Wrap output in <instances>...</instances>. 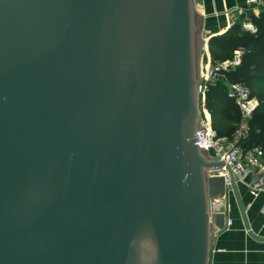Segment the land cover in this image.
Segmentation results:
<instances>
[{
  "label": "water",
  "instance_id": "water-1",
  "mask_svg": "<svg viewBox=\"0 0 264 264\" xmlns=\"http://www.w3.org/2000/svg\"><path fill=\"white\" fill-rule=\"evenodd\" d=\"M201 23L193 0H0V264H208Z\"/></svg>",
  "mask_w": 264,
  "mask_h": 264
},
{
  "label": "trees",
  "instance_id": "trees-1",
  "mask_svg": "<svg viewBox=\"0 0 264 264\" xmlns=\"http://www.w3.org/2000/svg\"><path fill=\"white\" fill-rule=\"evenodd\" d=\"M239 16L227 29L209 35L206 49L211 55L210 62L228 59L236 48H242L241 61L232 70L224 71L230 78L244 81L258 105L248 121V129L241 144L245 148L259 145L264 148V8L257 14L251 11ZM254 24V30L243 27L244 19ZM202 95L201 111H206L211 125L218 135L229 137L239 120V109L232 98L227 96L225 83L220 78L206 80Z\"/></svg>",
  "mask_w": 264,
  "mask_h": 264
},
{
  "label": "built area",
  "instance_id": "built-area-1",
  "mask_svg": "<svg viewBox=\"0 0 264 264\" xmlns=\"http://www.w3.org/2000/svg\"><path fill=\"white\" fill-rule=\"evenodd\" d=\"M262 8H264V0H235L234 5L228 11L235 14L238 13V16L246 17L247 12L251 11L257 14ZM235 14H233V17ZM233 22L234 20L231 19L226 28ZM242 25L249 30H254L255 28L254 24L246 18L243 20ZM239 56V50L235 49L230 59L228 58L215 64L210 63L208 59L204 67V79H214L216 74L222 69L239 63ZM224 83L227 96L234 100L239 109V120L234 134L231 138L226 135H218L211 125L207 112L200 110L197 117L199 128L195 130L198 144L207 149L209 156H214L215 159H221L224 162L217 169L224 177L225 186L222 197L227 198L229 194L233 193L227 168L231 170L235 182H244L249 193L255 197L260 193H264V148L259 145L245 148L241 141L246 135L248 121L258 105V100L251 95L248 86L245 84L236 81ZM203 85L204 91L206 86L205 84ZM231 224L232 219L226 216L222 229H229Z\"/></svg>",
  "mask_w": 264,
  "mask_h": 264
},
{
  "label": "crops",
  "instance_id": "crops-1",
  "mask_svg": "<svg viewBox=\"0 0 264 264\" xmlns=\"http://www.w3.org/2000/svg\"><path fill=\"white\" fill-rule=\"evenodd\" d=\"M234 3L235 0H200L196 11L202 14L203 31H223L234 13L228 11ZM236 185L250 230L256 236H264V193L253 197L244 182ZM209 210L224 212L232 224L227 230L210 224L208 264H264V239L248 234L233 193L210 200Z\"/></svg>",
  "mask_w": 264,
  "mask_h": 264
},
{
  "label": "rangeland",
  "instance_id": "rangeland-1",
  "mask_svg": "<svg viewBox=\"0 0 264 264\" xmlns=\"http://www.w3.org/2000/svg\"><path fill=\"white\" fill-rule=\"evenodd\" d=\"M193 2H194V10L196 11L199 8L200 0H193ZM233 14H235V13H233ZM233 14L231 16H229V18H230V20L233 19L235 21L239 16L237 13L233 17ZM202 28H203V26L201 23V28H200V32H199V35L201 38V45L199 46V49H198V58H197V71H198V77L200 78V80L198 82V112L201 110L200 108H201V105L203 102V99H202V95H203L202 91H203V86H204L203 84H205V86H206V83H205L206 80L203 77L204 67H205V63L207 62V60L209 59V62H210V59H211V55L209 54L208 50L206 49V41H207L209 35H211V33L203 31ZM225 29H227V28L225 27L223 30H225ZM214 33H219V32H214ZM236 49H238L240 52V56H239V62H240L241 57H242V53H243V49L242 48H236ZM233 53H234V51L232 52V55L229 57V59L232 58ZM238 64L239 63H237L235 65H230L226 69H222L221 71H219L216 74V76L214 78H220L224 82L236 81V82H240V83L245 84L244 81H242V80L228 77L224 72L226 70L234 69ZM197 117H198V115H197ZM248 126H249V124H248ZM233 134H234V132L232 133V135L229 136V138H231L233 136Z\"/></svg>",
  "mask_w": 264,
  "mask_h": 264
}]
</instances>
